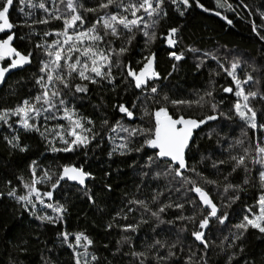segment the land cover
Wrapping results in <instances>:
<instances>
[{"label": "trees", "instance_id": "trees-1", "mask_svg": "<svg viewBox=\"0 0 264 264\" xmlns=\"http://www.w3.org/2000/svg\"><path fill=\"white\" fill-rule=\"evenodd\" d=\"M41 2L49 11L39 7ZM100 2L79 0L85 9L96 8ZM199 4L203 8L196 0H189L190 6H185L181 0L175 4L172 0H164L163 12L155 28L148 29L156 33L154 40L144 36L143 31L133 29L129 32L122 27L119 38L109 34L100 42L74 40L73 45L81 51L93 46L112 53V82L96 77L97 83H92L81 80L74 73L71 88L59 85L63 95L53 98L56 108L42 111L30 119L38 131L25 130L19 123L20 117L15 115L9 114L7 123L0 121V264H75L76 254L85 249L82 246L68 247L60 235L63 232L72 234L68 239L73 245L75 233L83 232L93 241L87 248L89 255L83 259L80 256L81 264L85 260L91 264H141V260L143 264H264V233L250 227L240 240L233 243V236L237 233L234 226L248 214V208L257 212L258 200L264 194V183L260 180L263 163L258 162L263 157L256 151L258 146H263L264 128L248 127L235 111L233 93L224 92V88H236L225 68L230 69L231 63L239 60L237 78L243 81L248 75L253 77L242 87L245 94L258 93L256 97H250L248 103L257 113L258 124H264V0H219V3L218 0H199ZM78 11L85 22H77V26L69 30L74 37L76 33L91 28L98 16L105 12L109 15L122 13L116 5L98 12L79 8ZM217 12L220 15H216ZM139 14L147 19L143 12ZM56 15L61 19H55ZM64 18H70V15L65 13L61 0H24V3L14 0L9 11V21L14 27L0 32V39L12 32L14 47L26 55L31 54V62L6 77L0 87V111L15 109L26 99L34 102L42 92L36 81L44 75L40 68L42 62L49 59L47 52L57 49L54 42L63 44L65 37L57 33L64 30ZM44 19L49 22L39 23ZM173 27L179 29L178 43L169 48L166 35ZM98 31L103 34L102 28ZM50 44L52 49L47 48ZM70 46L64 45L65 59ZM121 47L128 50L118 55ZM189 48L197 51H189ZM173 51L183 52L184 59L175 61L170 56ZM152 54H155L153 67L158 78L150 80L145 88L137 89L132 78L127 77L126 66L136 71L146 61L145 57ZM213 55L217 59H212ZM72 56H79V53L74 52ZM80 60L81 63L89 62L82 56ZM6 62L7 59H0V64ZM77 84L86 85L88 90L76 92ZM56 85L50 86L49 91L55 90ZM151 87H157V94L150 93ZM165 96L167 100H164ZM61 98L65 101L63 106L58 103ZM172 101L183 103L174 104ZM120 104L133 111L132 119L115 107ZM37 107L47 108V105L38 104ZM65 107L73 114V120L79 119L85 129H91V132L82 133L90 138V143L73 151L54 152L53 147L62 149L66 146L60 135L69 141L72 139L68 133L73 124L65 118ZM161 107L173 117L190 116L197 121L208 116L217 117L194 130L185 152L187 167L183 170L187 181H194L209 193L219 210L218 215L229 214L223 225L216 218L211 219L205 230L210 245L207 249L195 241L191 233L198 230L199 220L208 215L209 210L190 191L192 183L175 177L174 172L167 177L154 176L156 172H165L170 162L156 158L154 150L144 144L151 135L141 133L132 137L128 144L131 151L123 155L121 150L113 151L125 142L121 138L127 136V133L113 131V128L122 125L153 131L154 113ZM88 120L92 123H87ZM14 137H19V146L26 148L25 151L8 143ZM241 155H246L245 165L233 171L235 161L232 157ZM149 157L156 158L150 170L146 167ZM33 161L36 162L37 178L43 177L45 172L50 176L36 185L44 204L33 195L35 209L8 196L13 190L17 196L27 195L28 189L24 185L31 184ZM67 164L80 166L91 176L84 186L60 181L53 189L52 184L57 182L61 166ZM149 171L145 177L143 173ZM227 184L240 185V188L226 192ZM49 191L52 192L51 198L43 195ZM157 193L161 195L153 201ZM132 200L145 201L151 211L172 205L161 214V218L173 223H159L142 206L130 205ZM47 204L63 205L66 208L63 218L55 223L38 219L44 215L57 216L46 207ZM177 204H182L183 208L175 207ZM129 207L134 210L129 212ZM181 217H193L194 220ZM128 224H139V228L136 232H124L122 226ZM125 237H128L127 241ZM156 240L169 246L175 244V247L150 248ZM169 251L174 254L169 255ZM134 252H144L145 257L138 259ZM92 255L97 257L95 261H91ZM157 257L164 259L158 260Z\"/></svg>", "mask_w": 264, "mask_h": 264}, {"label": "snow or ice", "instance_id": "snow-or-ice-1", "mask_svg": "<svg viewBox=\"0 0 264 264\" xmlns=\"http://www.w3.org/2000/svg\"><path fill=\"white\" fill-rule=\"evenodd\" d=\"M177 0H172V3L175 4ZM181 2L185 6L189 5V0H181ZM14 0H0V32H3L5 29H11L14 27L12 23L9 21V11L10 7L13 5ZM21 3H24V0H21ZM164 3V0H129V2L125 3L124 0H101V2L98 4L96 8H84L82 4L79 3V0H61V4L65 5V13L67 15H70V18H64V30L62 32L57 33V35L64 36L65 39L63 41V44H60L59 42H54V44L57 45V49L55 51H48L47 55L49 59L47 61L42 62V66L40 68V72L44 75H41L37 78V84L42 89V92L35 97V101L30 100H24L21 105H18L15 109H6L3 111H0V121H3L5 123L8 122L9 114L15 115L20 117L19 123L25 130H36L38 131V127L34 123H30V119H32L34 116H39L42 111L48 112L54 108H56V103L53 102V98L62 97L63 93L59 87V85H62L63 88H71L70 80L73 76V74H78L79 78L84 81H90L92 83H97L96 77L102 78V79H108L109 82H112V53H106L103 49H97L93 46L85 47L82 51L80 48L75 47L73 45V41H81L83 42L84 39H87L92 42H100L104 41L105 37H107L109 34L113 37L119 38L121 36V27L123 29L128 30L129 32H132L133 29H137L140 31H143L144 36L149 37L151 40L156 39V33L149 32L148 29L155 28L157 21L160 18V14L163 12L162 5ZM196 3L199 7L203 8V5L199 4V0H196ZM219 3V0H218ZM116 5L119 9L122 10L121 12H118L116 14L109 15L107 12H105L104 15L98 16L95 23H93L92 27L89 28L87 31H80L76 33L75 37L73 35L69 34V30L73 29L77 26V22L80 24H84L85 20L84 17L80 14L78 11L79 9H83L87 12H98L101 9H108L110 6ZM39 7L41 9H44L46 12L49 11L43 2L39 4ZM231 7V5H229ZM205 11H208V9H204ZM59 11V9H57ZM143 12L146 14L147 19L145 18V15H140L139 13ZM166 15V13H164ZM183 15V12L180 13ZM129 15L131 18H129ZM216 15H220L219 12L216 13ZM55 19H61L60 15H56L54 17ZM226 19V17H225ZM48 19H44L39 21V23H48ZM228 23H231L229 20ZM142 26V27H141ZM103 29V34H101L98 29ZM179 29L178 28H171L166 36V42L169 47L174 48L177 43V34ZM45 35H49V33H45ZM13 35H8L7 39H4L0 41V59H3L5 56H11L15 54V59H13L12 63L8 65L6 68H0V81L4 79L5 73H7L12 68H17L20 66H23L27 63H30V56L29 55H22L19 52L16 51V49L12 48L10 45V42L13 40ZM131 42V38H129V43ZM64 45H72L67 49V56L68 58L65 59V53H64ZM37 47H44L43 45H37ZM53 45H47L48 49H52ZM127 47H121L119 49L118 55H123L127 51ZM189 51H197L196 49L189 48ZM79 53V56L73 57L72 53ZM205 55H210L208 53H205ZM87 58V61L91 62V67H89L88 62L81 63L80 57ZM170 56L175 61H181L184 59V53L180 52L177 53L175 51L170 53ZM212 59H217L216 56H212ZM72 60H75V62H71ZM146 63H144L143 68L139 70V72L135 71L131 66H126L127 69V77L132 78V81L134 82V86L137 89H143L148 85V82L154 78H158V73L154 70V61H155V54H152L151 56L145 57ZM63 61V63H62ZM200 65H197L199 67ZM240 66V61L237 60L235 62H232L230 65V69L225 68V71L227 74L232 77L233 82L235 83L236 89H238L235 92V95L237 97L242 98L244 101L243 104H241L239 101L234 105L235 111L240 117L241 120L245 121L248 125V127L252 129L256 128H264V124H258L257 122V113L256 111L249 106V99L250 97H256L258 95L257 92H249L245 94L244 88L242 85L248 84L250 81L253 80V77L251 75H248L246 79L241 81L239 78H237L236 70ZM67 68L66 75L64 74V68ZM223 67V65H221ZM107 68L108 71L105 72L103 69ZM176 68V65H173V69ZM91 74H94L91 75ZM126 77V78H127ZM56 82H58V85H56ZM56 85L55 90L49 91L50 86ZM87 86L86 85H79L77 84L75 86L76 92H86ZM233 89L231 87L224 88V92L231 93ZM158 89L157 87H151L150 93L151 94H157ZM211 95V93H209ZM167 96L164 97V100H167ZM59 105L63 106L65 104V101L61 98L58 101ZM172 103H183V101H172ZM47 105V108L43 107H37V105ZM116 108H118L119 112L126 115L129 119H132L134 117V113L132 110H130L127 106L120 104L116 105ZM135 107V105H133ZM212 107L215 109L216 105L213 104ZM65 118L72 121L73 124V130L68 133L69 136L72 137V139L69 141L64 138L63 135H60L59 138L64 142L66 145L62 149H57L53 147L52 151H64L69 152L73 151L77 147L81 146H87L90 143V138L87 135H83L84 132H91V129H85L84 124L81 120L76 119L73 120V114L65 107ZM145 115H148L147 112H145ZM155 127H154V133L151 129H141V128H126L120 125L117 128H113V131H120L127 133V136L122 137L121 139L125 142L120 143L117 145L116 148L113 149V151L121 150V155L125 154L126 151H131V149L128 148V144L131 141V138L134 136H137L141 133H149L151 135V138H148L144 141V144L151 148L159 149V151L156 154V158H170L171 164L168 166V169L161 173L156 172L154 176L156 178H159L160 176L167 177L168 175H171L173 172L175 173V177H180L185 179L186 183H192L193 187L190 189V191L197 194L200 202L206 207L210 208V211L208 212V215L204 216L202 219L199 220L198 230L192 231L191 235L194 238L195 241L200 242L205 249H207L210 245L206 239V232L205 230L209 227L211 219L216 218L221 225L225 224L228 213H225L224 215H218V208L216 204L213 202V200L210 198V195L208 192H206L202 187L197 186L194 181H187L186 178L183 177V171L186 169V160H185V150L189 147V141L190 138L193 136V131L197 128H199L201 125L205 124L207 121L215 120L217 119L216 116H208L205 120H194V119H185L183 116H181L179 119H173L169 114L166 108L161 107L159 108L155 113ZM87 123L91 124L92 121L88 120ZM108 121L105 120L104 124L107 125ZM119 124V122H118ZM178 125H181L182 127H177ZM79 130V131H77ZM43 135V134H42ZM211 135V134H210ZM95 138L94 136L92 137ZM19 137H14L13 140H9L8 143L11 144L13 147H20L18 143ZM239 143V142H238ZM143 147V146H142ZM26 148L20 147V151H25ZM141 149H136V151H140ZM247 153V150H245ZM258 154H264V147H257L256 149ZM109 155L111 156L112 153L110 152ZM156 158L149 157L148 163L146 167L151 169V167L155 164ZM232 160L235 161V167L233 168V171H236V169L240 166L245 165L246 155H241L239 157H232ZM258 162L264 163V160H260ZM220 163H224V161H220ZM173 165H178V167H173ZM36 162H32V180L31 184H25L24 187L28 189V195L23 196H17L15 190L8 192L9 197H13L17 199V201H23L25 202V206L31 205L32 209L36 208V204L33 202L32 197L35 196L36 200L39 201L40 204H44V200L41 198V194L39 193L38 189L36 188V185L38 183L43 182L46 179H50L49 173L45 172L43 177L37 178L36 177ZM150 174L149 172H144L143 175L147 177ZM91 174L84 171L83 168H77L75 166H65L62 170V175L60 176V180L68 179L71 181H76L80 185L85 184V179L90 177ZM174 177V178H175ZM227 179V178H225ZM60 180H57L55 184H52V188L55 189L59 183ZM260 180L262 183H264V172L260 173ZM245 183H247V179L245 180ZM110 189V185L108 186ZM239 189L240 185H232L227 184L225 187V191H229L230 189ZM44 196H47L49 198L52 197V192H46L43 194ZM159 195L161 193H157V195L153 196V201H156L159 199ZM238 198V197H237ZM89 199L92 200L93 197L89 195ZM129 204H136L139 206H142L145 211H148L151 213L152 217H155L159 223H173L172 221H164L161 218V214L166 212L167 208L172 207V205H164L161 206L157 211H151V209L148 207V204L143 200H132L129 201ZM259 205V213L256 214L253 212L252 208H248L247 212L248 214L244 215L242 221L238 224H236L234 227L237 229V233L233 236V243L240 240L244 233L247 232V230L251 227L254 229H258L259 232L264 233V195H261L258 200ZM47 208L52 209L55 213H57V216L53 218L52 216L44 215L37 217L41 221H47L50 223H55L57 220H61L63 218V213L66 212V208L63 205H53V204H47ZM177 208H183L182 204L175 205ZM27 210V209H26ZM134 209L129 207L128 211L131 212ZM119 215V213L117 214ZM180 219H189L194 220L193 217H181ZM144 223H147V221H142ZM109 227H112V225H109ZM139 228V224L133 225L128 224L122 226V230L124 232H136ZM63 237V242L68 244V247L74 248L76 246H82L85 251L83 253H77L76 254V261L75 264H81L80 256H88L89 253L87 252V248L89 245L93 243L89 237L83 233H75V245H73L71 242H69V235H72L67 232H63L60 234ZM125 241L128 240V237L124 238ZM225 239H228V237H225ZM82 241L84 242L82 244ZM231 246V245H230ZM150 248H172L175 247V244L169 246L166 243L161 242L160 240H156L152 245L149 246ZM171 251H169V255H173ZM134 256H136L138 259L140 257H145L144 252L140 253H133ZM97 259L96 256H91V261H95ZM157 259H164L161 257H157ZM191 259V257L189 258ZM231 260V257L229 258ZM84 264H91L90 261L85 260ZM141 264H143V260H141Z\"/></svg>", "mask_w": 264, "mask_h": 264}, {"label": "water", "instance_id": "water-1", "mask_svg": "<svg viewBox=\"0 0 264 264\" xmlns=\"http://www.w3.org/2000/svg\"><path fill=\"white\" fill-rule=\"evenodd\" d=\"M8 35H13V33H12V32L7 33L3 38L0 39V41H2V40H4V39H7V36H8ZM166 36H167V35H166ZM10 45H11L12 48L16 49V48L14 47V45H13V40L10 42ZM166 46L169 47V46L167 45V42H166ZM169 48H172V47H169ZM16 51L19 52V53L22 54V55H26V54L22 53L21 51H19V50H17V49H16ZM15 58H17V57H15V54H13V55H11V56H5L4 59H7L8 62H6L5 64H0V68H6V67H8V65L11 64L12 61H13V59H15ZM25 65H26V64H25ZM25 65L20 66V67H17V68H12V69H10L7 73H5L4 79H3L2 81H0V87H1L2 84L4 83L6 77H7L11 72L16 71V70H19V69L23 68ZM169 115H170V114H169ZM170 116H171V115H170ZM181 116H182V115H178V116H175V117L171 116V117H172L173 119H179ZM183 117H184L185 119H194V120H196L195 118L190 117V116H183ZM154 119H155V117H154ZM154 127H155V125H154ZM154 127H153V133H154ZM177 127H182V126H181V125H178ZM193 133H194V131H193ZM150 138H151V137H150ZM192 138H193V136L190 138L189 144H190ZM149 148L152 149V150H154L155 155H156L157 152L159 151V149H156V148H151V147H149ZM186 150H187V149H186ZM186 150H185V152H186ZM158 159H162V160H165V161H169L170 164L172 163L171 160H170V158H158ZM65 166H75V167H77V168H81L80 166H76V165H74V164H67V165H63V166H61V168H60V170H59V172H58V175H57L58 180H60V176L62 175V170H63V168H64ZM174 166L178 167V165H174ZM182 171H183V170H182ZM88 178H89V177H88ZM88 178L85 179V183H86V181L88 180ZM60 181H66V182H68V183L75 184V185H77V186H84V185H85V184H84V185H80L78 182H76V181H71V180H68V179H66V178L63 179V180H60ZM195 195L197 196L196 193H195ZM197 198H198V196H197ZM198 200H199V198H198ZM199 202H200V200H199ZM200 203L202 204V202H200ZM202 205H203V204H202ZM203 206H204V205H203ZM207 209L210 211V208H209V207H207Z\"/></svg>", "mask_w": 264, "mask_h": 264}, {"label": "rangeland", "instance_id": "rangeland-1", "mask_svg": "<svg viewBox=\"0 0 264 264\" xmlns=\"http://www.w3.org/2000/svg\"><path fill=\"white\" fill-rule=\"evenodd\" d=\"M85 62V61H84ZM89 63V65H91V62L89 61L88 62ZM144 63H146V61L144 62ZM144 63H143V65H144ZM143 65L141 66V68H143ZM141 68H139L138 70H136L137 72H139V70L141 69ZM234 83V82H233ZM234 85H235V83H234ZM238 89H234L233 91H232V93H233V95L235 96V104L237 103V101H239L241 104H243L244 103V101L242 100V98H240V97H237L236 95H235V92L237 91ZM73 130V129H72ZM262 144H263V146L262 147H264V138H263V142H262ZM262 157H263V160H264V154H262ZM262 172H264V163H263V170H262ZM27 195H28V192H27ZM264 195V194H263ZM259 213V205H258V210H257V212H256V214H258ZM83 257L84 256H81V258L83 259ZM83 264V263H82Z\"/></svg>", "mask_w": 264, "mask_h": 264}]
</instances>
